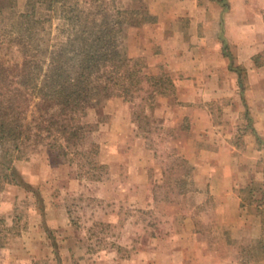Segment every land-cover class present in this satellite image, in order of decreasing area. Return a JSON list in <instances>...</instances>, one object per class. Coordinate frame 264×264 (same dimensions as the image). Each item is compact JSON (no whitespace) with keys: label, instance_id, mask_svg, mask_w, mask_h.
<instances>
[{"label":"rangeland","instance_id":"obj_1","mask_svg":"<svg viewBox=\"0 0 264 264\" xmlns=\"http://www.w3.org/2000/svg\"><path fill=\"white\" fill-rule=\"evenodd\" d=\"M8 1L0 0V7ZM10 1L20 10L27 2ZM199 1L208 17L198 25V34L207 35L216 60L212 68L200 65L194 75L195 71L165 68L156 57L162 46L149 38L148 28L137 30L153 23L147 0H104L106 15L123 23L122 46L127 54L131 57L143 47L146 53L132 58L143 59L144 72H166L178 85L180 81H239L223 54L226 39L234 66L244 69L246 99L251 104L247 110L230 112L231 100L220 96L207 106L219 130L231 131L230 140L238 149L240 171L234 190L245 216L242 212L241 217L216 215L217 204L208 198L205 187L200 189L199 174L189 164L170 175L177 157H184L193 123L183 112L188 104L179 100L181 86L159 98L156 111L147 109L152 123L141 129L134 120L135 105L113 98L90 108L83 119L99 125L78 148L87 156L60 149L62 140H50L30 146L16 162L17 181L0 192V264H81V250L92 255L120 245V255L133 256L137 243H201L194 251L208 254L215 264H264V134L262 142L245 138L254 136L255 123L263 125L264 133V0H228L230 9L224 14L213 0H204L206 6ZM130 10L138 14L127 15ZM58 24L55 19L54 33ZM170 26L191 28L184 21ZM218 54L226 64L217 60ZM208 143L206 139L201 146ZM181 174L187 181L185 188L177 184ZM167 176L172 178L174 191L168 194L172 204L165 201ZM258 176L261 180H256ZM181 189L187 190L181 195ZM224 204L230 211L234 207L232 201ZM216 224L228 229H215Z\"/></svg>","mask_w":264,"mask_h":264},{"label":"trees","instance_id":"obj_2","mask_svg":"<svg viewBox=\"0 0 264 264\" xmlns=\"http://www.w3.org/2000/svg\"><path fill=\"white\" fill-rule=\"evenodd\" d=\"M213 1L223 14L229 11L228 0ZM123 33L121 19L113 21L106 15L104 0H27L23 10L9 0L0 7V192L17 181L15 164L32 145L62 140L60 149L87 156L78 148L99 125L83 119L90 108L110 99L133 103L140 129L151 125L147 109L154 112L158 98L173 93L176 85L166 72L145 73L143 59L130 57L123 48ZM223 54L230 60V71L238 75L244 96V69L234 66L226 39ZM257 139L262 142L258 135ZM187 165L185 158L177 157L170 175ZM179 176L177 184L185 188V176ZM171 184L167 176L169 204L174 203L168 196L174 191Z\"/></svg>","mask_w":264,"mask_h":264},{"label":"crops","instance_id":"obj_3","mask_svg":"<svg viewBox=\"0 0 264 264\" xmlns=\"http://www.w3.org/2000/svg\"><path fill=\"white\" fill-rule=\"evenodd\" d=\"M147 2L153 23L137 30L143 32L148 28L149 38L162 46L161 53L156 55L158 61L161 60L168 70L182 73L195 71L192 73L194 75H197L196 72L202 64L212 68L216 59L212 47L207 45L208 37L198 34V25L207 22L208 17L207 12H204L200 6L201 2L199 0H147ZM202 3L206 6V1L202 0ZM181 21L189 22L191 28L182 26L171 28L170 23ZM168 30L172 32L169 33ZM142 36L145 37V34L142 33ZM140 39L143 42V38ZM191 44L195 46L192 47ZM145 53L141 47L137 53L131 54V57L143 56ZM199 54L202 56H198ZM224 58L223 55H217V60L221 64H226ZM175 85L182 87L179 100L186 101L189 108L184 109V115L190 116L193 121L190 130L187 131L183 158L188 161L191 169L199 174L196 181L200 183V189L205 187L208 198L217 204L216 215L241 217L240 212H242L245 216L241 209V198L234 190L240 171L239 160L235 156L238 149L230 140L231 131L226 133L219 130L220 127L215 124L207 106L209 102L220 96H228L227 98L231 100L228 102L231 105L228 111L247 110L251 102L249 101V104L247 102L245 88L242 96L238 81H207L205 84L202 81H180L179 85L175 81ZM253 129L254 136L246 135L245 138L252 140V137L257 135L262 138L261 135L264 133L260 130L263 129V125L255 123ZM206 139L209 143L201 146V142ZM242 176H246L245 172ZM256 180L261 179L258 176ZM229 201L234 205L231 211L224 204ZM215 227V229H228L217 224ZM200 245L201 243H137L133 256L120 255V245H115L109 251L92 255L81 250V264H215L208 254L198 255L194 251ZM204 251L207 253V249Z\"/></svg>","mask_w":264,"mask_h":264}]
</instances>
